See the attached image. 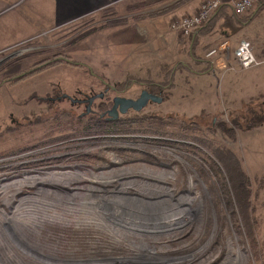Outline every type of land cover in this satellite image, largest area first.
I'll return each instance as SVG.
<instances>
[{
	"label": "rangeland",
	"instance_id": "374dc122",
	"mask_svg": "<svg viewBox=\"0 0 264 264\" xmlns=\"http://www.w3.org/2000/svg\"><path fill=\"white\" fill-rule=\"evenodd\" d=\"M208 1L119 0L0 50V264H264V7L229 23L239 42L173 31ZM243 41L251 68L234 58ZM56 58L73 65L28 75ZM105 84L120 93L101 114L59 101ZM143 90L163 102L110 120L115 97Z\"/></svg>",
	"mask_w": 264,
	"mask_h": 264
},
{
	"label": "crops",
	"instance_id": "0c3cea01",
	"mask_svg": "<svg viewBox=\"0 0 264 264\" xmlns=\"http://www.w3.org/2000/svg\"><path fill=\"white\" fill-rule=\"evenodd\" d=\"M23 1L24 0H0V50L13 46L17 43H20L21 41L32 39L35 36L34 34L38 33L43 25L44 28L49 27L51 25H55L54 23H56L59 20V16L62 17L74 16V15L84 16L87 14L101 11L108 6H113L119 0H32L33 2H31V4L29 5L30 7L29 10L26 7L21 19L19 18L17 19L16 14L12 13L14 9L10 11L9 8L13 4H17V3L21 4ZM199 1L200 0H197V3ZM198 5L199 3L197 4V7ZM263 7L264 4L260 5L258 9L259 8L263 9ZM175 15H178V13H172L171 17H174ZM11 16L13 18H11ZM253 21L247 25H242V27L238 26L237 29H240L241 31H243L244 29H248L253 23ZM221 22L225 23L226 21L222 20ZM244 32H248V31L246 30ZM214 33H216V31ZM222 35L229 40H232L231 38H235L236 42L242 40V39L240 40L236 39L237 35L235 32L232 33L226 29ZM206 36L207 35L205 36L201 35L199 38L201 39L202 37H205L207 39ZM208 36H212V35H208ZM216 37H209V38L211 40L215 39L217 41L219 37L218 38ZM192 40L193 42L197 40V34L193 36ZM229 40L226 41L225 43L230 44ZM210 43L211 42H209L208 44L205 43L206 45L205 47H208ZM259 61L261 63H264V61L261 60ZM217 66L224 67L225 65L222 63L221 60H218ZM238 70L235 69V72H237ZM246 82L249 83L250 80Z\"/></svg>",
	"mask_w": 264,
	"mask_h": 264
},
{
	"label": "built area",
	"instance_id": "2783aa9c",
	"mask_svg": "<svg viewBox=\"0 0 264 264\" xmlns=\"http://www.w3.org/2000/svg\"><path fill=\"white\" fill-rule=\"evenodd\" d=\"M262 4H264V0H209L208 3L201 7L200 12L196 16L192 15L178 19L172 25V29L173 31L182 34L184 37H189L196 30L204 26L210 20L212 15L223 5H230L237 15L242 16L249 10ZM227 46L228 44L224 43L220 48L224 51ZM216 48L217 47H213L208 53L209 57H214L218 54L219 50ZM252 50L253 46L248 41L241 42L239 47L235 50V58L243 68H251L255 64ZM11 56L12 55L8 54V52L0 54V66Z\"/></svg>",
	"mask_w": 264,
	"mask_h": 264
},
{
	"label": "water",
	"instance_id": "95a60500",
	"mask_svg": "<svg viewBox=\"0 0 264 264\" xmlns=\"http://www.w3.org/2000/svg\"><path fill=\"white\" fill-rule=\"evenodd\" d=\"M104 96H105L104 93L94 96H88L86 101L81 102L88 104L86 108L87 111L84 114H82V117L95 113L92 110V105L96 100L103 99ZM66 99L73 102L72 97L67 95H63L61 98H59V101ZM162 102H163V98L161 96L155 95L146 90L142 91L141 96L137 100L117 96L113 99V107L108 112V115L110 117V120L112 119L115 121L119 119L120 115H126L131 110L136 112H141L145 108H147V106L150 105L151 103L161 104Z\"/></svg>",
	"mask_w": 264,
	"mask_h": 264
},
{
	"label": "trees",
	"instance_id": "16d2710c",
	"mask_svg": "<svg viewBox=\"0 0 264 264\" xmlns=\"http://www.w3.org/2000/svg\"><path fill=\"white\" fill-rule=\"evenodd\" d=\"M260 9V8H259ZM258 9V10H259ZM221 15V16H220ZM225 18V19H223ZM230 19V20H229ZM253 18L251 17L248 22L244 20V18H242L241 16L237 15L236 12H234L233 8L230 5H223L222 7H220L210 18V20L201 28H199L198 30H196L193 34H191L187 39L193 38V36L195 34H197V38L201 35H211L214 34V32H218L219 33V29L221 31H225L228 30L229 32L231 31L236 32L232 29L231 25L229 23L232 24V22H234V24L238 25V26H242V25H247ZM226 21L225 23H228V25H225V23L221 22V21ZM226 26V28H225ZM237 30V29H236ZM61 62H67V63H71L70 61H67L66 59L63 58H56L55 60L51 61L50 63H45L43 64V66H41L39 69L34 70L32 73H29L28 75H31L49 65L52 64H58ZM73 65V63H71ZM255 120H257L255 118ZM254 120V121H255ZM254 121L251 122L250 127H255L257 124L253 123ZM253 123V124H252Z\"/></svg>",
	"mask_w": 264,
	"mask_h": 264
},
{
	"label": "bare ground",
	"instance_id": "6f19581e",
	"mask_svg": "<svg viewBox=\"0 0 264 264\" xmlns=\"http://www.w3.org/2000/svg\"><path fill=\"white\" fill-rule=\"evenodd\" d=\"M234 58H235V57H234ZM62 178H64V177H62ZM52 179H53V178H52ZM59 179H60V178H59ZM59 179H57V180H59ZM67 179H68V178H67ZM50 180H51V179H50ZM53 180H54V179H53ZM60 180H61V179H60ZM60 180H59V181H56V182L70 183V181H66V180H64V179H63L64 181H60ZM71 180H72L71 182H73V181H74V182H75V181H76V182H77V181L79 182V183H74L75 185H78V184H82V185H83L85 182H88V181H87L86 179H84V178H82V179H81V178H78V179L76 178V179H71ZM47 182H48V181H47ZM110 183H111V182H100V184H102L104 187L110 185ZM78 186H79V185H78ZM116 191H117V190H116ZM94 192H95V191H94ZM85 196H86V195H85ZM94 196H95V195H94ZM102 196H103V195H99V196H97V197L99 198V197H102ZM90 197H91V196H90ZM103 198H105V195L102 197V199H103ZM104 200H105V199H104ZM87 202H88V201H87ZM99 202H100L99 204L102 205V204H101L102 200H100ZM103 202H105V201H103ZM86 204H87V203H86L85 201L82 203V205H84V206H85ZM97 204H98V203L94 202V205H97ZM99 204H98V205H99ZM104 204H105V203H104ZM87 205H88V207H89V206H92V203H91V204H87ZM74 206H75V205H74ZM88 207L86 206V208H85V209H81V211H82V210L86 211V209L88 210ZM97 207H98V206H97ZM19 208H20V207H19ZM90 209H91V208H90ZM94 209H95V208H94ZM98 210H99V209H98ZM86 212H87V211H86ZM100 212H101V211H100ZM19 213H20L19 216H22V215H24L25 213H27V211L24 212L23 210H20ZM85 214H89V213H83L82 215L86 216ZM102 214H103V213H102ZM104 214H105V213H104ZM96 217H97V215H96ZM23 218H24V217H23ZM15 219H16V218H15ZM20 219H21V218H20ZM96 219H97V218H96ZM98 219H99V218H98ZM33 220L36 221L37 218H35L34 216L31 217V215H29V216L25 217L22 221L24 222V224H28V225H30V223H31ZM102 221H103V220H102ZM102 221H101V222H102ZM31 224H33V223H31ZM97 227H99V226H97ZM101 227H102V226H101ZM101 227H100V228H101ZM102 228H103V227H102ZM39 256L41 257L40 260H41L42 262H44V264H49V263H52V264H60V263L57 262V260H58L57 258H52V257H48V258H47V257H46L44 254H42V253H38V254L36 255V257H39ZM34 257H35V256H34ZM42 259H50V260H52V262H49V261H47V260H46V261H43ZM69 261H71V260H69ZM48 262H49V263H48Z\"/></svg>",
	"mask_w": 264,
	"mask_h": 264
},
{
	"label": "flooded vegetation",
	"instance_id": "af4514ba",
	"mask_svg": "<svg viewBox=\"0 0 264 264\" xmlns=\"http://www.w3.org/2000/svg\"><path fill=\"white\" fill-rule=\"evenodd\" d=\"M105 86H107V87H106V89H105L103 92H100V93H94V92H92L91 95H88V94L83 93V92H78L75 96L78 95L79 98H78V97H75V96H71L72 99H73V102L70 101V100H68V99H66L65 101L70 102V104H71L72 106H79L80 108L83 107V108L86 109L87 106H88V104H86V103H81V102L86 101L87 98H88V96H94V95H98V94L104 93L105 96H104L103 99H101V100H104L105 97H106V94L109 93L110 90H113V91H115V92H117V93H120V91H118L117 88H115V87H113V86H110V85H108V84H105ZM112 88H113V89H112ZM141 93H142V92H141ZM153 94L160 96L161 93L159 92V93H153ZM140 96H141V95H140ZM140 96H139V97H140ZM139 97H138V98H139ZM161 97H162V96H161ZM138 98H137V99H138ZM137 99H134V100H137ZM96 101H97V100H96ZM94 104H95V102H94ZM94 104L92 105V110H93V112H95L96 114H101V113H98V112L94 111V109H93ZM112 106H113V105H112ZM111 108H112V107H111ZM85 111H87V109H86ZM95 113H92V114H95ZM87 116H88V115H87ZM120 117H121V115H120ZM120 117H119V118H120Z\"/></svg>",
	"mask_w": 264,
	"mask_h": 264
}]
</instances>
